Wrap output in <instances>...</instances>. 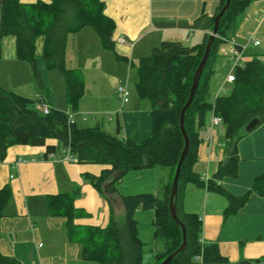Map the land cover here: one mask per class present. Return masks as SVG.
<instances>
[{
  "label": "trees",
  "instance_id": "obj_1",
  "mask_svg": "<svg viewBox=\"0 0 264 264\" xmlns=\"http://www.w3.org/2000/svg\"><path fill=\"white\" fill-rule=\"evenodd\" d=\"M256 0H230V7L223 15L217 36L194 98L186 110L184 128L189 141L187 155L181 165L175 201L176 224L169 212V195L173 177L184 148L180 116L193 82L194 73L203 57L210 34L201 44L187 46L176 41H162L136 63L135 95L151 103V130L149 136L134 142L120 136L121 127L111 134L100 122L81 126L69 121V113L50 108L43 115L36 100L4 89L0 85V156L4 157L12 145L46 146L43 158L55 151L48 140L61 141L69 149L76 163L108 166L98 176H87L93 187L111 204L118 195L124 207L121 221L111 215L104 227L78 226L74 223L80 212L74 202L79 190L47 197L49 215L66 217L69 239L81 246V255L96 264H141L144 244L140 241L135 213L138 209L153 210L155 239L164 244L157 254L155 264H161L182 244V226L186 231V246L168 264H253L247 260L230 262L223 257L217 244L201 240L202 222L198 216L183 211L182 200L187 184L216 192L228 200L225 215L236 214L250 199L251 193L264 196V175L258 177L250 191L236 197L225 190L221 180L235 177L238 170L237 142L248 132L246 126L253 119L264 122V63L259 56L244 60V67L235 69V81L228 95L210 99V82L219 46L229 40L238 18ZM221 1L220 8L225 5ZM215 18V17H214ZM214 26V19L213 25ZM90 28L100 38L105 50L115 53L113 33L115 24L104 13L101 0H49L23 4L20 0H0V40L5 36L16 39L17 57L26 61L35 83L41 88L42 79L35 56V43L43 37L42 59L49 69H58L64 76L66 98L70 109L77 112L78 103L85 94L81 72L66 66L65 56L68 37ZM241 50V46L235 44ZM132 66V63H130ZM221 117L229 143L227 158L217 173L209 180H202L193 172L200 144L199 129L209 111ZM84 122V121H83ZM158 169L169 172V180L160 194L123 196L119 186L123 177L132 171ZM12 198L10 185L0 189V225L7 215L6 208ZM1 239V231H0ZM0 264H23L14 257L0 252Z\"/></svg>",
  "mask_w": 264,
  "mask_h": 264
},
{
  "label": "crops",
  "instance_id": "obj_2",
  "mask_svg": "<svg viewBox=\"0 0 264 264\" xmlns=\"http://www.w3.org/2000/svg\"><path fill=\"white\" fill-rule=\"evenodd\" d=\"M38 1L49 2L20 0L23 4ZM101 1L105 15L115 24L112 39L115 41L117 59L134 65L135 60L148 55L162 41L194 46L201 44L204 36L212 31L213 19L222 0ZM85 29L79 34L70 35L67 44ZM228 38L227 42L241 46L244 60L259 56L264 63V0H256L247 7ZM119 39L124 42L119 43ZM255 41L260 42L259 45H255ZM43 43V37L36 40L35 56L38 68L45 69L41 60ZM231 50L232 43L227 51L219 46L218 58L226 57V60L220 61L217 71L215 66L218 58L214 62V74L210 82L212 103L221 96L222 86L229 85L230 90L233 87V83L226 81L234 66V62L230 64L234 60ZM0 84L4 89L22 96L38 98L42 95L50 108H65L50 97L49 91L42 89L43 81V91L37 88L39 86L33 79L29 64L17 57L16 39L13 36H5L0 40ZM114 95L120 107L115 108V111L99 112L102 115L111 113L112 121L101 116L93 121L94 125L100 122L103 127L106 121H115V131L109 126L107 132L115 134L116 128L120 126L122 138L134 142L145 140L151 130V103L137 97L131 99L129 95L123 105L116 90ZM84 97L85 94L82 103L86 100ZM80 110L95 112L96 109L81 104ZM79 111L77 109L75 113L83 121ZM213 117L211 110L199 129L200 144L193 172L202 180L213 178L230 152L225 127L222 124L214 125ZM47 145L55 146V151L48 154L47 158H43L46 146L29 145H12L3 158L0 156V189L10 185L12 190V198L6 208L7 215L0 225V252L23 264H96L85 260L81 255V246L69 239L66 217L48 214L47 197L78 189L80 194L74 202L80 212L74 219L78 226L104 228L109 224L112 214L116 220L123 219L121 198L118 195L112 197L111 210V204L87 179V176L98 177L108 166L66 161L61 141L48 140ZM236 148L237 175L223 178L221 185L230 194L240 197L252 189L258 177L264 175V122L242 137ZM168 180L169 172L165 170L132 171L123 177L119 192L123 196L143 193L158 195ZM227 207L228 200L224 196L193 183L186 185L182 208L201 220V240L205 244H217L220 254L230 262L247 260L253 264H264V196L252 192L249 201L233 215H225ZM154 216L153 210L138 209L135 213L138 236L144 244L141 264H155L157 254L165 248L162 242L155 239Z\"/></svg>",
  "mask_w": 264,
  "mask_h": 264
},
{
  "label": "rangeland",
  "instance_id": "obj_3",
  "mask_svg": "<svg viewBox=\"0 0 264 264\" xmlns=\"http://www.w3.org/2000/svg\"><path fill=\"white\" fill-rule=\"evenodd\" d=\"M90 34V35H88ZM194 46L195 44H187ZM222 48L229 50L231 43L221 44ZM43 60V59H41ZM224 62L226 57H219L215 66L217 71L220 61ZM66 66L70 69H77L81 72L85 83L84 103L81 100L78 103V111L81 109V104L84 106L94 107L96 110H80V113H94L97 118L104 116L99 112L115 111V108L120 107L119 100L116 99L114 93L119 86L127 87L130 98L135 99L134 79L136 78V63L130 66L129 63L119 61L113 51L105 50L99 36L90 28H86L81 35L75 36L70 44L66 47L65 56ZM234 60L230 62L232 64ZM44 63V61H43ZM45 63L43 64V66ZM39 68L41 78L46 92L49 91L53 100H57L62 105V108L67 113H73L70 109L66 98V85L63 74L58 69ZM225 68L222 69L224 71ZM1 85V84H0ZM32 86V85H31ZM221 96H226L231 91L229 85L224 86ZM39 90L40 87H37ZM34 89V86H33ZM41 89V90H42ZM42 90V91H43ZM26 96V95H24ZM38 96V95H37ZM31 97V96H26ZM98 97V98H96ZM33 98V97H31ZM37 99V97L33 98ZM97 99V102L95 101ZM97 112V113H96ZM77 115V116H76ZM78 113L75 114L74 121L81 126H93V120L89 119L86 122L80 120ZM112 126V131H115L116 122H107L103 126L106 131ZM124 217V216H123ZM122 220V219H121ZM119 220V221H121Z\"/></svg>",
  "mask_w": 264,
  "mask_h": 264
},
{
  "label": "water",
  "instance_id": "obj_4",
  "mask_svg": "<svg viewBox=\"0 0 264 264\" xmlns=\"http://www.w3.org/2000/svg\"><path fill=\"white\" fill-rule=\"evenodd\" d=\"M229 7H230V0H226L225 5L223 6V8L220 10V12L214 18V26H213V29L210 33L209 38H208L203 57H202L199 65H198V67L194 73V76H193V82H192V86L190 89L189 98H188L185 106L183 107V109L181 111L180 127H181V131H182V134L184 137V148L182 150V154H181V157L179 159V162H178V165H177L174 177H173V181H172L171 189H170V195H169L170 216H171L172 220L176 224H179V225H180V221H179L177 214H176L175 201H176V196H177L178 178H179L180 171H181V165H182V163H183V161L187 155L188 148H189V141H188V137L186 135L185 128H184V117H185L186 110L189 108V106H190V104L194 98V94L197 90V87L199 85L200 77L203 73L204 67L207 63V60H208L210 52H211L212 45H213L215 38L217 36V33H218L220 21H221L223 15L226 13V11L229 9ZM259 124H260V122L258 119H253L246 126L245 131L246 132L253 131ZM182 237H183V240H182V244L180 245V247L175 252L170 254L161 264H168L174 258V256L176 254H178L184 250V248L186 246V231H185V228L183 226H182Z\"/></svg>",
  "mask_w": 264,
  "mask_h": 264
},
{
  "label": "built area",
  "instance_id": "obj_5",
  "mask_svg": "<svg viewBox=\"0 0 264 264\" xmlns=\"http://www.w3.org/2000/svg\"><path fill=\"white\" fill-rule=\"evenodd\" d=\"M118 41H119V43L124 42L123 39H119ZM231 43H232L231 53H232L233 59H234V66H233L232 71L226 77V81L229 82V83H233L235 81V74H234L235 69L238 68V67H244V59H243V53H242V51L240 49H238L235 46V44H233V42H231ZM259 43L260 42H258V41H255L254 42L255 45H259ZM221 90H225V87L222 86L221 87ZM116 93H117V96L120 98V100L122 101V103L124 105L128 101V98H129V95H130L127 87L119 86L116 89ZM36 106H37V109L43 115L49 114L50 107L48 106V104L45 101V98L42 95H40L37 98V100H36ZM75 114H76L75 112L69 113V121L75 122L74 121ZM104 116L109 121H112V119H113V116H112L111 113H105ZM81 117H82V120L84 122L88 121L89 119H91L93 121L97 120V116L94 113H82L81 114ZM212 122H213L214 125H220V124H222V119H221V117L214 116ZM65 152H66V156H65V160L66 161L76 162L75 157L72 155V153L70 152L69 149L65 150Z\"/></svg>",
  "mask_w": 264,
  "mask_h": 264
}]
</instances>
